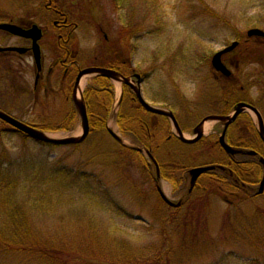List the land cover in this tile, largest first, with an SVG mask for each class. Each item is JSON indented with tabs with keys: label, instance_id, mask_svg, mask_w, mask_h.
<instances>
[{
	"label": "rangeland",
	"instance_id": "374dc122",
	"mask_svg": "<svg viewBox=\"0 0 264 264\" xmlns=\"http://www.w3.org/2000/svg\"><path fill=\"white\" fill-rule=\"evenodd\" d=\"M48 1L51 8L68 12L63 21L69 32L62 38L65 44L62 40L58 44L57 33L49 31L50 26L41 25ZM126 2L0 0V24L13 21L17 26L21 23L19 27L31 23L48 29L41 42V68H36L30 57L18 58L15 51L0 52V111L51 140L78 137L82 134L81 117L71 102L65 101L73 91L72 96L83 99L88 126V137L80 145L54 147L8 131V126L0 123V232L12 233L7 245L10 252L0 254V264H51L36 255L43 250L53 263L58 261L56 264L103 263L89 257L116 262L107 264H153L159 248L169 251L163 264H264V194L251 198L260 176L245 180L246 190L233 194L237 199L231 197L233 206L222 199L226 187L217 181L215 189L209 175L197 182L190 201L180 198L181 193L164 178L168 175L165 171L157 180L154 167H145V154L135 157L131 153L129 148L138 146L137 138L123 134L117 124L122 110L119 99L124 97L121 85L94 74L81 76L79 81L75 74L68 79L61 68L63 63L64 69L76 63L80 71L105 66L114 72L110 70L114 65L115 70L139 82L133 85L149 105L171 110L181 126L191 120L196 125L223 109L226 100L233 98L232 91L254 97L264 90V79L259 83L251 79L233 90L223 88L210 65L216 52L239 41L241 46L232 56L241 72L251 78L260 76L264 37L247 41L245 35L251 29L264 32V0ZM1 32L0 49L27 46ZM36 70L41 71V79L34 87ZM100 82L111 87L113 97L109 100L104 93L108 87L97 90ZM89 87L92 92L86 96L83 92ZM96 93L102 95L103 103L111 101L109 116L99 131L87 109V101L96 104ZM262 105L256 103L264 117ZM150 125L158 128L156 122ZM207 125L205 136L220 129L219 123ZM133 128L136 131L138 127ZM110 135L129 148L119 146ZM184 135L191 137L188 131ZM210 146L202 144L200 155L192 152L195 163L191 167L221 161L218 154H211L214 147ZM169 147L156 149L157 159L172 160L171 151L177 156L172 143ZM180 155H189L187 148ZM56 169L64 176L69 172L82 177H70L73 180L66 184L53 176ZM156 187L172 203L183 199L184 204L176 210L166 207L157 199ZM244 191L250 194L242 195ZM57 194L61 199H53L50 208L40 207ZM184 232L187 239H183ZM166 237L173 238V245ZM31 238L47 246L37 252L30 250L34 254L28 253L29 249L22 251Z\"/></svg>",
	"mask_w": 264,
	"mask_h": 264
},
{
	"label": "trees",
	"instance_id": "16d2710c",
	"mask_svg": "<svg viewBox=\"0 0 264 264\" xmlns=\"http://www.w3.org/2000/svg\"><path fill=\"white\" fill-rule=\"evenodd\" d=\"M130 1H131V3L133 2V0H127V2H129V3H130ZM129 5H131V4H129ZM107 87H108L107 85L106 86L103 85V82L102 83L100 82V87H99V89L97 88V90H100L101 88H107ZM108 88L109 89L104 91V93H105V95H107L108 100H109V97L111 98L113 96H112L111 87H108ZM91 92L92 91L89 87L85 93L86 96L90 95ZM100 96H102V95L99 93H96L94 95L95 101H96L95 105H93L94 101H87V109L89 111V116H90V118L93 119L95 124H98V127H97L98 131H99V129L102 130V128L104 127V123L106 122V120L109 116V113H110V109H111V106H110L111 101H104L105 103H103L102 102L103 100L100 98ZM124 101H126V102L124 103ZM131 101H134L132 103L135 104V107L133 105H131L132 104ZM136 103H137L136 99L131 94V92H126L124 95L123 101L121 102L122 110H120L118 112V115H117V124L120 125V129L123 132V134H125L127 136H132V137L135 136L137 138L136 143L138 144V147H145V149L151 151L153 156L157 157L155 155V154H157L156 150H155V146H159L160 142H161V145L162 144H165V145L169 144V141H167L166 138H163L164 135H166L169 132V130L168 131H165L166 129H164V131L163 130H160V131L156 130L157 128L155 129L152 125H150V123H154V122L157 123V116L144 112L142 108H140L139 106L136 105ZM124 106H126V108H127L126 112H124ZM134 126L138 127V128H136V131L133 128ZM173 144L175 147L174 149L177 152H179L177 154V156H175V154L172 153V156H173V158L171 157L172 160H168V161H164V160L160 161L159 160V162H162L165 165H170V164L172 165L171 167H169L170 172L169 171L166 172V174H168V175H166L165 178H167V179L169 178V180H171L172 183H174V184H176V182H177V184H179L178 188H179V192L181 193L180 195H182L184 197L187 196L186 198L189 199V201H190V198L192 195H187V191H186L187 181L185 180V175H186L185 173L188 170V167H190L191 164L195 163V160L194 159L190 160L188 158V155L185 158L180 155V153L183 149L186 150L185 145H182V144L177 143V142H175ZM131 153L135 157L139 156V154L136 151H131ZM259 154L262 155L261 152H259ZM222 157L224 160L222 158H220L219 160H221V161L216 162V163H212V164H217V165L222 164L224 166V162H229V159L226 156L222 155ZM235 162H237V164H234V166L227 167L228 168L227 172L226 171L225 172L216 171V172L209 175L210 176L209 179L212 180V183L214 184V188L216 186L217 190H218L219 183L223 184L226 187L227 192H225L226 194L223 196L222 199L225 200L226 203L230 206H233L231 203V197H234L235 199L238 198V196H235L233 194L237 193L239 191V189H241V191L246 189V188H244V186H246L245 180H247V181L248 180L249 181L257 180L258 175L260 173L258 164L255 162V160L253 158H244V159H240L239 161H235ZM218 174H220V177L218 176ZM53 176H55L59 179L66 180V182H65L66 184H68L69 181L73 180V179L70 180V177H75L78 180L82 177L81 175L79 176L80 178L76 177V175L74 176V175H72V173H69V172L64 176V175H62V172L60 170H57V169L54 171ZM83 182H86V180ZM49 189H51V188H49ZM43 194H45L44 191H43ZM244 194L247 195L250 193L248 191H244V193L242 195H244ZM39 196H41L42 199L45 197V195H42V194H39ZM49 197H51V198L46 200L44 203L42 202V205L40 207L50 208V204L53 201V199H56V198L61 199V197H59V194L55 195V197H53V195H50ZM239 202H241V201L239 200ZM15 204L18 205L19 203H15ZM191 204H192V202H191ZM19 205L20 206L24 205V203L19 204ZM227 219H229V218H227ZM184 233H185V235H184L183 239L186 238V232H184ZM9 235L12 237V233H5V232L1 233L0 232V240L2 238L4 239V241H2V242L0 241L1 242L0 245H2L0 248V254L10 252V250H8V247H7V245L9 244V241H10ZM191 235L192 234H190V236ZM166 241H167V243H170L169 245H173L174 241H173L172 237H166ZM44 244L47 246L46 243H44ZM29 245L26 246L27 248L24 247L23 248L24 250H22V251L29 249V250H27V252L30 254H34V252H30V250H36V252H37V250H39L40 248L46 247V246H43L41 244V242L36 238H31V240L29 241ZM15 248H19V246L16 245ZM42 252H43L42 254H40L41 251L36 254L37 256H43L39 260L46 261V262L49 261L51 264H56L58 262V261H56L53 263L51 258L49 256H47L46 250H43ZM166 255H169V251L167 249H165V248L156 249L155 255H153V256H155L153 259V264H163L165 262ZM89 259L93 260V261L103 262L100 264L116 263L115 261L105 262L103 260H96L92 257H89Z\"/></svg>",
	"mask_w": 264,
	"mask_h": 264
},
{
	"label": "water",
	"instance_id": "95a60500",
	"mask_svg": "<svg viewBox=\"0 0 264 264\" xmlns=\"http://www.w3.org/2000/svg\"><path fill=\"white\" fill-rule=\"evenodd\" d=\"M0 30L1 31H6L12 35H16V36H20V37H24V38H30L32 39V52H33V56H34V60L35 63L37 65V68H39V59H40V53H39V48L37 45V41L40 38V33L38 31V29L36 27H32V29H30L27 32H24L22 30H20L19 28L15 27V26H11V25H0ZM249 36L251 35H257L260 37H264V33H262L261 31L255 30V31H251L248 33ZM10 51H15L18 53H24V50L21 49H0V52H10ZM212 65L216 70L222 71L223 73H226L225 70L222 68L220 62H219V54L216 55L213 60H212ZM85 74H94V75H102L105 76L107 78L113 79V80H118L119 82H121L122 84H126L128 85V80L127 79H123L117 76V74H115L114 72L108 71V70H103V69H88V70H84L80 73L79 76L85 75ZM134 92L139 100V103L150 113L153 114H158V115H162V116H166L168 117L171 122L174 125V128L177 132L178 135V139L182 142V143H188L191 144L193 142H196V140L199 139L200 137V133L198 130H196L195 132L198 134V137L194 140V141H187L182 137V134L172 116L171 113L163 111V110H159L156 108H153L149 105H147L142 97L139 94V91L134 89ZM74 104L76 106V109L78 111L79 116L81 117V121H82V135L78 138H66V139H61V140H51L49 139L46 135H44V133L38 132L34 129H31L27 126H25L24 124H21L17 121H15L14 119L0 113V120L3 121L4 123L10 125L12 128H14L15 130L25 134L28 138L33 139L37 142H41V143H46V144H52V145H75V144H79L81 143L87 136L88 134V126H87V120H86V112H85V107L84 104L82 103V101H74ZM240 107H238L236 109V115L240 112ZM236 115L232 118L229 119L228 122H232V120L236 117ZM259 129H260V137L262 139V141L264 142V130L261 124V121H259ZM115 137V136H114ZM222 147L225 149V151L229 154H235V151H232L230 148L226 147L222 142H221ZM252 155V154H251ZM260 163L263 165V170H264V161L260 160ZM212 168H199V169H194L190 171V176H191V186L194 185L195 180L197 179V177L199 175H201L202 173L211 170ZM263 188H264V174L262 177V181L258 190V194H261L263 192ZM167 202V201H165ZM168 205L173 206L172 204L168 203Z\"/></svg>",
	"mask_w": 264,
	"mask_h": 264
},
{
	"label": "flooded vegetation",
	"instance_id": "af4514ba",
	"mask_svg": "<svg viewBox=\"0 0 264 264\" xmlns=\"http://www.w3.org/2000/svg\"><path fill=\"white\" fill-rule=\"evenodd\" d=\"M46 6V10L52 12L57 18L51 21V27L52 29H54V31H57V37H58V44L60 45V41L62 40L63 37L67 38L69 36V32L66 33V31L68 30L65 22L64 18H65V14L57 11L56 9L51 8V1H48ZM61 20V21H60ZM27 25V24H26ZM48 29H43V35H42V39L40 41V47L43 49L44 46L41 44L42 40L44 39V36H46L47 33H45V31H47ZM63 33V34H62ZM17 39V38H16ZM23 41V40H21ZM27 44V48L30 46V41H24ZM63 44L66 43V41L62 40ZM233 54V51L230 52ZM228 53V54H230ZM15 55V54H14ZM25 55L29 56V53H26ZM20 58V57H19ZM221 61L223 62V64L227 67V68H231L232 69V75L225 78L222 75L217 74L216 75V79L218 80V83H220L222 85L223 88H229L230 90H233L236 86H240V84L242 83H250V80L253 79V83L254 80L256 79L255 77L251 78L252 76L250 75H246V73H244L243 71L241 72L239 69V64L238 61H236L232 55H225L221 58ZM61 64V62H60ZM75 64V65H74ZM71 65V67H66V69H64L65 64L63 63V66H61L62 68V72H63V76H67L68 79L71 78V75L73 77V74L76 73L79 70V65L77 66L76 63H74ZM75 75V76H76ZM75 78V77H74ZM244 92V91H243ZM235 91L231 92L232 97L230 101H228V99L226 100V103L223 105V109L219 110L216 113H213V115H217V116H224V115H228V113H230L232 111V109L234 108V106H236L237 104H245L247 106H249L250 108L255 109L260 115L261 117L262 112L261 110L256 106V103L258 104H263L262 106H264V97L262 95H260L259 93H254V97H252L251 94H248V92H244L242 94L238 93L237 95H234ZM230 110V111H229ZM229 111V112H228ZM263 118V117H262ZM237 121V122H236ZM235 125H231L225 132V142L228 146L230 147H235L237 148H250L249 142L246 139H239L237 138V136L235 135V130L239 123H240V133H242L244 136L247 135V133L251 130H254V125L252 123V119L251 116L247 113H242L238 119L236 120ZM195 121H189L187 123V125H184V131H188L190 133H192V131L195 129V127L199 124H196V126L194 125ZM220 129L219 130H214L212 131V135L213 137H216L217 134L220 132H222L223 128L221 125H219ZM197 145V144H196ZM218 145V144H217ZM195 145H191L190 147H193ZM231 164H237V162L234 161V159L231 160Z\"/></svg>",
	"mask_w": 264,
	"mask_h": 264
},
{
	"label": "bare ground",
	"instance_id": "6f19581e",
	"mask_svg": "<svg viewBox=\"0 0 264 264\" xmlns=\"http://www.w3.org/2000/svg\"><path fill=\"white\" fill-rule=\"evenodd\" d=\"M207 129H208V125L207 124H205V126H203V127H201V132L203 133V134H205V132L207 131Z\"/></svg>",
	"mask_w": 264,
	"mask_h": 264
}]
</instances>
